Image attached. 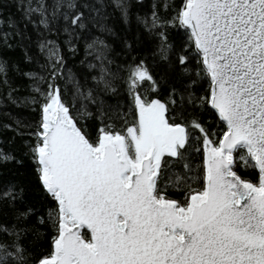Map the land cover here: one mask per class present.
<instances>
[{
	"label": "snow or ice",
	"instance_id": "snow-or-ice-1",
	"mask_svg": "<svg viewBox=\"0 0 264 264\" xmlns=\"http://www.w3.org/2000/svg\"><path fill=\"white\" fill-rule=\"evenodd\" d=\"M14 2L24 27L40 34L39 48L48 53L51 67L46 80L35 78L46 86L35 89L39 120L27 125L34 128L29 132L34 142L27 147L40 186L56 205L47 219L33 222H50L55 233L49 252L34 264H264V0H181L168 22L187 34L184 47L191 55H180L178 62L187 72L186 65L196 60V76L208 84L200 101L222 124L220 134L197 119L178 123L167 103L141 95L145 81H151L153 92L158 89L141 61L128 74L134 120L125 119L119 130L104 125L94 138L80 126V117L90 115L84 101L94 103L95 94L75 82L81 110L73 115L57 83L64 57L43 34L62 31L71 46L92 20L99 22L103 0ZM116 6L127 14L126 0H116ZM159 19L153 10L154 28ZM0 22L12 26L2 12ZM18 27L13 36L22 35ZM159 36L166 54L167 35ZM7 39L0 36V44ZM99 47L106 46L98 37L88 44L90 50ZM96 58L101 61L98 80L93 77L97 87L114 92L102 53ZM5 72L0 60V74ZM194 131L202 140L196 149L203 152L200 187L194 185L201 177L191 174L186 162ZM9 161L14 156L0 148V165ZM181 161L185 174L168 175ZM238 167L253 170L255 180L243 178ZM169 187L181 190L183 199L170 198ZM5 202L14 218L0 223V264H28L24 240L36 212L15 185L0 190V213Z\"/></svg>",
	"mask_w": 264,
	"mask_h": 264
},
{
	"label": "trees",
	"instance_id": "trees-1",
	"mask_svg": "<svg viewBox=\"0 0 264 264\" xmlns=\"http://www.w3.org/2000/svg\"><path fill=\"white\" fill-rule=\"evenodd\" d=\"M0 2L3 3L0 12L12 25L9 27L6 22H0V36H8V39L0 44V60L6 65V72L0 74V148L14 156V161L0 165V190L9 185L22 188L24 203L36 212V216L29 222L30 234L24 240L26 255L31 257L28 264H34L35 259L49 252L51 238L55 233L50 222L43 226H36L33 222L39 216L47 219V213L56 205L40 186L36 165L27 147L30 141L34 142V137L29 136V132L34 131V128L30 129L27 125H34L39 120V107L33 99L35 97L40 100V97L36 95L35 89L46 86L35 78L46 80L51 67L48 64V53L39 48L40 34L31 26L24 27L21 12L18 10L19 4L14 0ZM126 2L127 14L116 6V0H103L99 22L92 20L83 34H77L79 38L73 40L71 46L69 37L62 31L53 30L43 34L47 40L56 43L64 57L63 66L58 69L60 77L57 83L64 89L65 102L73 108V115H78L81 110L75 96V82L83 86V91L91 90L95 94L94 103L84 101L86 111L90 115L80 117V126L94 138L97 130L104 125L111 124L119 130L124 127L125 119L129 123L134 120L131 97L128 94V74L130 67L143 61L157 82L158 89L153 92L151 81H145L139 89L141 95L158 98L167 103L170 117L178 123L197 119L210 131L220 134L223 131L222 124L200 101V97L207 94L208 84L206 78L196 76V60L193 58L186 65L187 72L178 62L180 55H191L184 47L188 42L187 34L183 29L168 23L175 15L181 0ZM153 10L160 18L157 21L159 26L155 28L152 26ZM17 24L20 27L15 28V31L22 35L13 36V28ZM160 32L166 33L168 44L171 46L166 54L161 52ZM96 37L102 40L106 47L90 50L88 44ZM101 53L104 57L103 64L111 74L114 92L104 91L103 85L97 87L101 61L96 57ZM90 65L96 67L92 68ZM93 77H97V80ZM193 80L197 82L193 84ZM199 136L198 131L193 132L192 143L186 153V162L190 163L194 170L191 174L201 177L194 187L202 186L203 152L196 151L202 144V140L197 139ZM183 163L184 161L174 162L168 175H184ZM237 170L243 178L255 180L256 174L253 170L239 167ZM167 191L170 198L183 199L181 190L169 187ZM13 218V209L5 202L0 213V223H10ZM34 227L35 231H32Z\"/></svg>",
	"mask_w": 264,
	"mask_h": 264
}]
</instances>
